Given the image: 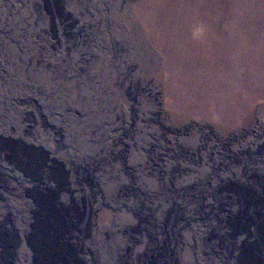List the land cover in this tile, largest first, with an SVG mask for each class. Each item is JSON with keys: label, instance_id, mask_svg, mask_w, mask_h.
Here are the masks:
<instances>
[{"label": "rangeland", "instance_id": "374dc122", "mask_svg": "<svg viewBox=\"0 0 264 264\" xmlns=\"http://www.w3.org/2000/svg\"><path fill=\"white\" fill-rule=\"evenodd\" d=\"M154 146L216 190L173 263L264 264V0H0V264H165Z\"/></svg>", "mask_w": 264, "mask_h": 264}, {"label": "trees", "instance_id": "16d2710c", "mask_svg": "<svg viewBox=\"0 0 264 264\" xmlns=\"http://www.w3.org/2000/svg\"><path fill=\"white\" fill-rule=\"evenodd\" d=\"M35 4H37V5H34V8H36V7L38 8L39 4L37 2ZM158 100L160 101V104H159L160 108H162L163 102L160 99V97ZM171 126L172 125L170 123V126H168V128ZM161 128L165 131L167 129V127L163 126V125H161ZM128 134H129V130H128ZM129 137H131V136L129 135ZM116 144H118L116 140L113 141L112 144H110V143L104 144L101 147L102 148L101 153L96 154L95 156L92 157V159L89 158L87 161H83L82 163H84V164L77 169L80 170V172H86L88 170H92L91 174L94 172L95 173L96 172L97 173L105 172L104 169H106L107 162L111 161V158L113 159V157H115L114 154L116 152H114V150L111 148L114 147ZM97 146L99 147V145H97ZM150 148H151V152L153 153V155H155V157L153 156L152 159H149L150 162L147 161V164L145 163L144 169L146 171L151 172L153 174L151 176H153L154 178H160V180L158 181L159 189L158 188L149 189V190H153V191L154 190H158V191L154 192L152 194L151 193H145V196H146V194H149V196H151V195L153 196V200L158 199L160 201V203L158 202V205H159L158 207H159L160 211L163 208V204H168V205L170 204V210L171 211H168V209H167V211H163L161 214V218H162L161 226H163L162 229H164V235L162 237V240L160 239V241H159V243L161 244V247H159V248H161L162 250L164 248L166 250L167 259H166L165 264H175V263H173L174 260H173L172 256H174L177 253V251H179V249H180L179 246L176 244H180V246L181 245L183 246L185 244L184 242H182L185 240L184 233L189 232L191 227H193L194 225H206L207 226V224L209 223L207 221H211L210 219H212V217H213L212 215H214V213L210 214L208 210L203 208L202 201H200V200H203V199L205 200V198H203V194L206 193V192L202 193L201 190H206L208 192L209 190L210 191L214 190V188L210 184L209 180L196 179L195 184H194L195 190L191 187V186H194L193 183L191 186L189 185L186 188H181L180 190H177V187L172 186V182L174 181V178L171 175L165 174V173L159 174V172H158L159 164L156 165V161H159L161 159L160 154L157 152L158 148L156 146H154V148H156V150L152 147H150ZM99 155H100V157H99ZM82 163L80 162V164H82ZM85 165H86V167H85ZM83 166L86 168L85 170H84ZM139 166H140V164H139ZM72 171H73V169H72ZM83 174L84 173H81L82 177H83ZM92 175H94V174H92ZM154 178H152L150 183L154 184V181L156 182V180ZM118 186H119L118 188L120 190V193H122L119 197L121 199L123 197L124 200L125 199H131L134 202L133 205H137L140 208L141 214L139 217H141V222H142V220L144 221V218H142V216L144 214L143 213L144 210L141 209V207H140L142 205V203H140L141 202L140 199L136 198V195H137L136 192L133 193V195H132V192H134V190L127 188L123 184H118ZM84 190H86V189L84 188ZM138 191H140V190H138ZM214 191H216V190H214ZM182 192H185V195L186 194L188 196L190 195L189 197H191V199L195 200V204H193L191 206L190 205L187 206V204H186V206H182L178 202V199H179L178 195H182ZM218 203H219V201L215 204V207H217V208H218V205H217ZM224 203L226 204L227 202H224ZM137 206H134V210H135L134 212L138 214L137 211H139V208ZM146 211L150 213V211L152 212V211H154V209H151V207H149L147 209V206H146ZM213 218H215V217H213ZM146 222H147V220H146ZM183 226H185V228H183ZM212 227H214V226H212ZM212 227L207 229V233H205V234L203 233L202 238L200 239V241H202L205 252L210 251L209 249L212 248L210 246L209 241L210 240L211 241L216 240V238L214 237V235H215L214 232H216V231L215 230L212 231ZM179 238H180V240H179ZM193 238L195 241V237H193ZM208 239H210V240H208ZM171 240L174 241V244H170ZM217 242H220V240H217ZM149 251H150V255L147 253L145 255V257L147 259H150L151 260L150 262H152V264H158V261L156 262V260L159 259V257L156 258V256H155V255L159 254V252H160L158 250V248L155 247L154 250H149ZM129 254H131V251L129 252ZM208 255H213V254L211 252ZM214 255L217 256L216 254H214ZM127 257H128L127 255L124 256V258H127Z\"/></svg>", "mask_w": 264, "mask_h": 264}]
</instances>
